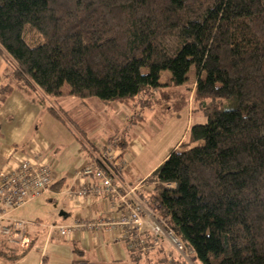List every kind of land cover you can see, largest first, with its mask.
<instances>
[{
	"label": "trees",
	"instance_id": "16d2710c",
	"mask_svg": "<svg viewBox=\"0 0 264 264\" xmlns=\"http://www.w3.org/2000/svg\"><path fill=\"white\" fill-rule=\"evenodd\" d=\"M0 55V105L19 91L204 114L141 195L191 262L151 233L126 240L132 263L264 264V0H0ZM0 255L18 258L7 241Z\"/></svg>",
	"mask_w": 264,
	"mask_h": 264
},
{
	"label": "crops",
	"instance_id": "0c3cea01",
	"mask_svg": "<svg viewBox=\"0 0 264 264\" xmlns=\"http://www.w3.org/2000/svg\"><path fill=\"white\" fill-rule=\"evenodd\" d=\"M5 67L6 63L0 55V74ZM51 100L52 98H48L45 105H42L32 102L19 91H13L0 105V173L13 168L21 159L32 156L52 167L54 179L47 193L8 214L10 218L31 222L26 229L30 246L26 249L21 248L9 238L0 237V243L7 241L18 254V258L12 262L0 255V264H134L130 260L125 243L127 239H124L121 227L78 228L68 236H61L57 232L50 235L47 233L46 225L49 223L72 225L78 221L105 222L118 219L125 210L122 199L117 196L77 194L82 187L92 181L90 177L78 175L77 171L81 166L97 160L99 150L104 148L107 138L101 137L102 145L99 148L88 147L87 152L70 153L64 146L72 145V141L78 140L84 149L86 147L79 138H75L74 132L63 121L47 110L46 106ZM92 103L94 102L83 101L79 104L88 107ZM96 104L105 106L100 101ZM121 107L106 105L105 110H102L108 113L116 109L119 116L123 112ZM60 109L67 114L71 111ZM178 114L182 115L180 122L176 120V115L162 119L166 120L161 124L163 130L161 132H166L164 136L168 138L178 132L170 151L185 139L190 126L195 124L190 103ZM196 121H202V116ZM142 126L136 124L135 130L132 131L133 137L131 138V135L129 138L125 137L127 146L123 157L119 158L117 153V162L121 159L118 163L121 171L115 179V182L121 186V194L125 187L142 184V188L136 193L141 201L145 200L141 196L143 189H147L143 181L170 153L169 151L158 163L148 167L152 159L150 150L152 144L144 132L146 127ZM154 131L156 132H151L155 134L160 132V130ZM29 204H31L30 208L23 212L22 209ZM150 212L145 207L146 224L142 230V233H145L144 237L149 240L152 239V235L148 223L153 220V214ZM4 223L7 224L6 221ZM135 234L131 232L130 236L135 237ZM162 244L163 247L167 245L170 247L166 239Z\"/></svg>",
	"mask_w": 264,
	"mask_h": 264
},
{
	"label": "built area",
	"instance_id": "2783aa9c",
	"mask_svg": "<svg viewBox=\"0 0 264 264\" xmlns=\"http://www.w3.org/2000/svg\"><path fill=\"white\" fill-rule=\"evenodd\" d=\"M96 159L81 166L77 171L78 175L92 179L91 183L82 187L77 194L91 193L93 195L117 196L122 199L125 206L124 212L116 220L99 223L88 221H78L72 225L49 223L46 225L47 233L50 235L57 232L61 236H68L78 228L93 229L101 226L108 228L118 226L123 229L124 239L130 240V246H133L135 241L143 244L145 233H142V230L146 224L144 213L148 202L146 199L143 202L136 196L137 190L142 188V184L125 187L123 194H121V186L115 182L121 171V166L117 162V155L113 153L110 147H107L100 150ZM53 180L52 167L32 156L21 159L13 168L3 170L0 173V237L9 238L11 242H15L21 248L26 249L30 246L26 229L31 222L10 218L8 214L36 197L47 193L53 184ZM144 190L146 191V189ZM156 207L157 205L154 204L151 209L148 208L153 214V220L148 223L150 232L156 237L164 236L187 259L186 256L188 255L184 252L181 241L173 231L164 227L163 221L157 215ZM131 232L136 233L135 237L130 236Z\"/></svg>",
	"mask_w": 264,
	"mask_h": 264
},
{
	"label": "rangeland",
	"instance_id": "374dc122",
	"mask_svg": "<svg viewBox=\"0 0 264 264\" xmlns=\"http://www.w3.org/2000/svg\"><path fill=\"white\" fill-rule=\"evenodd\" d=\"M168 75L167 71L162 72V81L166 78ZM189 76L191 78L194 77V70L191 69L189 71ZM192 94V93H191ZM141 100L143 98L141 97ZM189 100H191V97H189ZM83 101H92V105H89L88 107H85L84 105L80 106V102L83 103ZM98 100L95 98H91V100H82L78 98H54L51 100L49 105H51L53 108H55L58 111H61L66 119H68L71 123L77 124L78 128L77 130L72 129L74 131L75 138L80 140V142L86 147H84L79 143L78 140L72 141V145L66 147L65 149H69L70 153L73 152H80L86 151L88 147H95L99 148L101 143V137L107 138V141L105 142L104 148L110 147L114 154L117 155L119 158L123 157L125 148L120 146L121 138L125 137H133L132 131L135 130L136 124L143 125L142 127H146L144 129V132L146 136L150 139V150L152 151V159L151 163L148 165V167H151L155 163H158L159 160L165 156L171 149H172V143L176 140L178 136V132L174 134L173 136L166 137L164 136L166 132H161L162 130V123H165L166 120H159L161 117L166 115V112L162 109L159 116L156 114L157 109L155 107L153 108H140V102L138 105H136L133 109H126L125 107H121L120 105L113 104L114 106H120L122 108V115L117 116L116 109L113 111L103 112L102 109L105 110L104 107L101 104H96ZM140 101V100H139ZM102 106V108H101ZM60 108L62 109H70V113H64ZM156 111V112H154ZM192 113V116L194 118L195 123H202L205 121V116L202 112H195ZM164 114V115H161ZM156 115V116H155ZM176 120L178 122L182 121L180 118L182 115L175 114ZM199 116H202V121H196L198 120ZM144 119V120H143ZM166 119V118H164ZM183 119H186V117H183ZM143 123V124H142ZM166 128V127H165ZM154 130H160V132H157L156 134L153 132H156ZM153 131V132H151ZM163 131V130H162ZM150 136H149V135ZM125 140H127L125 138ZM61 147V146H60ZM103 148V149H104ZM62 149V148H61ZM67 149V150H68ZM101 150V149H100ZM99 150V152H100ZM171 152V151H170ZM130 153V151H129ZM121 159L118 160V163ZM147 191V189H146ZM144 201V200H143ZM146 203V202H145ZM147 208H152L149 203L146 204ZM31 204L26 206L24 209H22L23 212L27 211L29 209ZM36 209V208H35ZM170 245V244H169ZM165 250L168 252L167 254L171 256L172 254L177 256L178 254L176 252L171 253L172 246L170 247L167 245V247H164ZM174 251V250H173ZM172 255V256H173ZM187 257V260L190 261V258Z\"/></svg>",
	"mask_w": 264,
	"mask_h": 264
}]
</instances>
